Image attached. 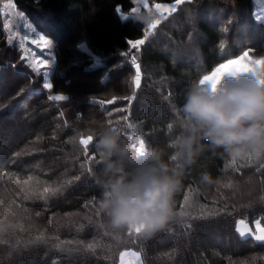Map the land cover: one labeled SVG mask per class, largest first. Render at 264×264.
<instances>
[{"label":"trees","instance_id":"trees-1","mask_svg":"<svg viewBox=\"0 0 264 264\" xmlns=\"http://www.w3.org/2000/svg\"><path fill=\"white\" fill-rule=\"evenodd\" d=\"M12 1L55 52L49 90L44 69H34L0 25V224L7 226L0 264H120L124 250L139 252L143 264H264V242L236 231L241 219L264 226V159L194 155L182 167L174 220L146 237L108 227L96 183L103 163L95 134L103 127L120 128L134 151L143 141L172 163L188 87L244 50L263 51L255 0H183L138 50L128 41L143 39L148 24L116 11L130 13L133 0ZM56 95L67 98L48 99ZM88 136L86 152L79 139ZM46 187L58 191L45 194Z\"/></svg>","mask_w":264,"mask_h":264},{"label":"clouds","instance_id":"clouds-1","mask_svg":"<svg viewBox=\"0 0 264 264\" xmlns=\"http://www.w3.org/2000/svg\"><path fill=\"white\" fill-rule=\"evenodd\" d=\"M150 12L137 21L149 24ZM230 72L234 74H229ZM206 75V74H205ZM264 65L246 71L226 69L211 81L192 83L181 108L184 132L174 143L166 162L158 149L137 152L122 139L118 127H103L95 134V148L103 168L96 177L102 189L99 209L109 228L129 231L140 228L151 236L175 218L174 196L183 164L207 149L222 150L234 161L264 159ZM136 133V127L131 128ZM207 181L209 177L203 176ZM7 226L0 224V233Z\"/></svg>","mask_w":264,"mask_h":264},{"label":"rangeland","instance_id":"rangeland-1","mask_svg":"<svg viewBox=\"0 0 264 264\" xmlns=\"http://www.w3.org/2000/svg\"><path fill=\"white\" fill-rule=\"evenodd\" d=\"M148 2H149V7L152 8L154 3L151 4L149 0ZM155 3H160V2H155ZM255 5H256V10H255L256 19L258 17L264 18V0H255ZM134 7L138 8V11L136 13H133L132 11L130 13L120 11L119 14L121 19L126 20L123 18L124 16H127L129 18L132 16H139L142 13L148 12L147 9L143 8L142 4L137 5L136 3H134ZM176 10L170 14L166 13L164 18H161L160 14L155 12L154 9L151 12V14L153 15V20L159 19L160 22L162 23L165 19L168 20L169 18H171L172 15L176 12ZM257 20L264 21V19H257ZM0 25L5 30L9 42L12 45H18L19 47H21L22 51L25 53V56L33 65H35L37 68L41 67L42 69H44L47 76L46 84L49 83V72L53 66V61H54L53 56L55 52V45L52 39L46 37L41 32V30H39L40 29L39 26H37V24L34 23L33 20L27 14L19 11L15 7L12 0H5V1L0 0ZM40 36H44L46 40L50 41V44L46 45L42 41H40L39 39ZM184 37H185V32L183 30L179 38L182 39ZM241 37L246 38L247 35L244 33L241 35ZM189 41L193 42L191 37L189 38ZM247 50H250L252 52L253 58H260L261 55H264V49L262 52L251 48ZM2 56L3 54L2 52H0V57ZM41 60H45L47 62V67L39 63ZM49 67L50 69H48ZM241 220L245 221L247 228L250 229V232L246 231L244 236H241L240 233L237 231V228L239 227V221ZM241 220H239L236 225V231L239 233L241 238L251 237L255 242L258 243L264 242V241H256L254 239V236L257 231L255 228V222L259 220L261 226L264 227L259 218L255 219L253 223L244 219ZM124 252H135L139 254L138 260H135V258L131 256H125V261L132 259L134 260L135 264H143L139 252L134 250H124L122 253Z\"/></svg>","mask_w":264,"mask_h":264},{"label":"snow or ice","instance_id":"snow-or-ice-1","mask_svg":"<svg viewBox=\"0 0 264 264\" xmlns=\"http://www.w3.org/2000/svg\"><path fill=\"white\" fill-rule=\"evenodd\" d=\"M133 2L136 3L137 5L142 4L143 8L147 9L148 12H150V13L154 9L155 12L160 14L161 18H164L166 13L170 14V13L174 12L176 10L177 6L179 4H181L183 2V0H175V3H154L152 8L149 7L148 0H133ZM188 2H191V0H188ZM116 11L117 12L121 11L119 6L117 7ZM137 11H138L137 7L132 8L133 13H136ZM123 18L128 19L127 16H124ZM257 19H264V18L258 17ZM159 23H160L159 19L152 20V22L148 24V29L145 31L143 39H138L134 43L131 41H128V43L131 45V48H135L138 50L139 46L144 44L145 41L147 40L148 31L155 29ZM39 39H40V41H42L46 45L50 44V41L46 40L44 38V36H40ZM220 48L221 49L224 48L223 43L220 44ZM39 63L41 65H44L45 67H47V62L45 60H41ZM53 63H54V61H53ZM131 63L133 65H135V68H136L135 78H134L133 83L138 88L139 84H140V79H141L140 66H139V64L136 63L135 57L132 58ZM257 64L258 65H264V55H261L260 58H253L252 52L250 50H244L242 52V54L238 55L237 57L229 58V59H226L225 61L219 63L217 66L214 67V69L210 72V74L203 75L202 78H200V83L205 84V83L211 81L214 77L221 76L225 72L226 69H240V70L246 71L250 68L251 65H257ZM33 68L35 69V65H33ZM229 74H234V73L230 72ZM261 82L264 83V81H261ZM44 87L51 90L53 86L51 83H47L44 85ZM66 98L67 97L63 96V95H56V96H49L48 97V99H50V100H64ZM129 127H131V125H129ZM171 127H172V125L169 124V128H171ZM91 140H92L91 136H88L86 139L83 137L79 139V144L84 146L86 152H87V146L91 142ZM144 149H145L144 142L140 141L138 152L142 153L144 151ZM233 162H234V160H233ZM75 179H79V177H76ZM70 182L71 181H68V183H70ZM228 186H230V185H226V187H228ZM50 191L55 192V191H58V189H52V188H48V187L44 188L45 194L50 192ZM255 228L257 231H256V234L254 236V239L256 241H264V227L261 226L259 220H257L255 222ZM237 231L240 233L241 236H244L246 231L250 232V229L247 228L245 221L241 220V221H239V227L237 228ZM141 232H142V230L140 228H136L134 231L129 230L128 234L132 235L133 233H135L136 235L139 236V235H142ZM143 236H145V235H143ZM3 242L4 241L2 239H0V243H3ZM89 247H92V245H89ZM125 256L134 257L135 260L139 259L138 253L124 252V253H121V256H120L121 264H135L134 260H132V259L125 261Z\"/></svg>","mask_w":264,"mask_h":264}]
</instances>
